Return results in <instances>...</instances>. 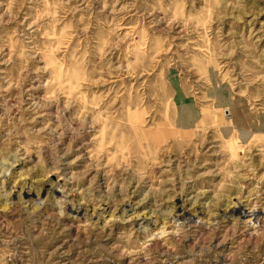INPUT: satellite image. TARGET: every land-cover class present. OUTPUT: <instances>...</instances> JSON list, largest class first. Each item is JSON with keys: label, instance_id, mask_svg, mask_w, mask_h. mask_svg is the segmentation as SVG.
Segmentation results:
<instances>
[{"label": "rangeland", "instance_id": "rangeland-1", "mask_svg": "<svg viewBox=\"0 0 264 264\" xmlns=\"http://www.w3.org/2000/svg\"><path fill=\"white\" fill-rule=\"evenodd\" d=\"M0 264H264V0H0Z\"/></svg>", "mask_w": 264, "mask_h": 264}, {"label": "bare ground", "instance_id": "bare-ground-1", "mask_svg": "<svg viewBox=\"0 0 264 264\" xmlns=\"http://www.w3.org/2000/svg\"><path fill=\"white\" fill-rule=\"evenodd\" d=\"M19 189H20V188H19ZM20 191H21V190H20ZM36 192H37V193H35L34 195H38L39 192H40V194L43 193L44 195H45V194L47 195V194L49 193V188L46 187V189H42V190H41V187H40L39 189H36ZM70 206H71V205H70ZM69 208H70L72 211H73V209H74V210H78V209L80 208V210L82 211V208H83V207H80V206L75 205V207H74V206H71V207H69ZM179 210L182 212V213H180V214H181V215H180L181 218H182V217H183V218H184V217H185V218L188 217L187 212H189V211H185L181 206H179ZM82 212H83V211H82Z\"/></svg>", "mask_w": 264, "mask_h": 264}]
</instances>
